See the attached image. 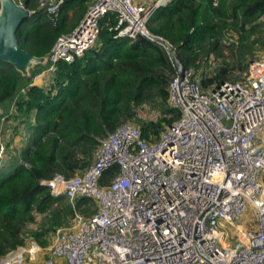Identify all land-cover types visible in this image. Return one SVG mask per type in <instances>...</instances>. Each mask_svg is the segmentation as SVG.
I'll return each mask as SVG.
<instances>
[{"label":"built area","instance_id":"obj_1","mask_svg":"<svg viewBox=\"0 0 264 264\" xmlns=\"http://www.w3.org/2000/svg\"><path fill=\"white\" fill-rule=\"evenodd\" d=\"M169 1L96 0L72 32L58 37L48 68L36 77L83 57L109 14L116 38L146 36L174 62L175 48L147 29ZM64 3L40 0L38 9L55 22ZM169 104L181 116L158 140L148 142L139 127L122 124L85 172L42 181L73 206L94 199L97 212L76 213L48 248L32 240L0 264H264V59L252 62L241 81L211 93L201 92L195 71L186 70L170 82ZM5 149L0 138V159ZM114 166L117 175L102 185Z\"/></svg>","mask_w":264,"mask_h":264},{"label":"trees","instance_id":"obj_2","mask_svg":"<svg viewBox=\"0 0 264 264\" xmlns=\"http://www.w3.org/2000/svg\"><path fill=\"white\" fill-rule=\"evenodd\" d=\"M17 1L35 12L17 32L20 46L47 58L96 0H65L55 22L38 9L40 0ZM115 24V15H107L94 47L73 63H57L41 85L34 80L48 64L23 76L0 62V121L10 136L0 159V259L32 240L48 248L76 213L97 212L94 199L79 198L73 206L42 181L85 172L102 141L122 124L139 127L154 142L181 116L169 104V85L178 74L166 49L143 35L116 38L110 30ZM147 29L175 48L203 93L241 81L252 62L264 59V0H170L156 9ZM118 170H108L101 184Z\"/></svg>","mask_w":264,"mask_h":264},{"label":"water","instance_id":"obj_3","mask_svg":"<svg viewBox=\"0 0 264 264\" xmlns=\"http://www.w3.org/2000/svg\"><path fill=\"white\" fill-rule=\"evenodd\" d=\"M34 15V11L29 10L17 0L0 1V62L11 64L23 76H29L34 66L48 63L46 57H36L27 53L20 46L17 36L19 28ZM157 40L163 42L161 38ZM174 66L177 74L184 77L187 69L177 56L174 58Z\"/></svg>","mask_w":264,"mask_h":264},{"label":"rangeland","instance_id":"obj_4","mask_svg":"<svg viewBox=\"0 0 264 264\" xmlns=\"http://www.w3.org/2000/svg\"><path fill=\"white\" fill-rule=\"evenodd\" d=\"M19 3H21V2H19ZM7 128H9V127L6 126L5 121L2 119L0 121V130H2V132H0V138H1V141L5 144V146H6V142L10 141V136L7 135V133H9ZM4 154H5V152H4ZM3 155H2V157H4ZM248 216H249V214H248Z\"/></svg>","mask_w":264,"mask_h":264},{"label":"crops","instance_id":"obj_5","mask_svg":"<svg viewBox=\"0 0 264 264\" xmlns=\"http://www.w3.org/2000/svg\"><path fill=\"white\" fill-rule=\"evenodd\" d=\"M143 3H145V4H151V1H146V2H143ZM46 69H44V71H45ZM43 71V72H44ZM48 74H43V75H41L40 77H36L35 78V80H34V84H43V81H44V78H46V76H47Z\"/></svg>","mask_w":264,"mask_h":264}]
</instances>
